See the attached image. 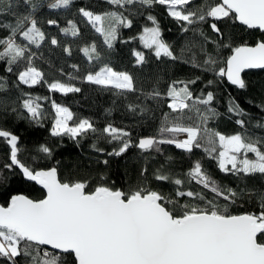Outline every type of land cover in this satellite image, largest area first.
Here are the masks:
<instances>
[{
    "label": "snow or ice",
    "instance_id": "1",
    "mask_svg": "<svg viewBox=\"0 0 264 264\" xmlns=\"http://www.w3.org/2000/svg\"><path fill=\"white\" fill-rule=\"evenodd\" d=\"M73 2L0 0V16L14 17V21H0V28L8 30L7 36L0 37V62L8 73L16 76L17 88L45 84L49 93L65 96L81 91L74 83L46 81L43 72L33 63L37 56L33 49H41L48 39L39 27L37 12L45 5L49 10L68 9ZM21 3L27 11H13ZM105 3L116 10L96 13L80 7L78 14L103 38L108 50L119 39L120 29L133 27L131 17L141 15L151 26L146 23L138 36L147 52L132 50L134 66L148 63L149 56L157 61L167 58L180 60L201 73L211 74L212 78L204 83L199 95L190 86L201 81L200 76L186 81L173 80L166 93L155 89L147 93V99H164L170 110L162 113L157 132L152 136L133 141L130 131L111 123L98 129L87 118L74 120L73 112L55 100L51 101L55 117L50 136H67L79 141L91 133L96 139L117 144L106 153L114 157L135 147L145 160L155 159L152 153L165 155L163 146H174L189 158L197 151L203 156L182 173L173 172L165 164L149 172L146 165L140 169V182L127 190L103 182L90 187L88 180L63 181L56 166L43 165V161L54 159L49 146L38 145L37 152L42 155L33 156L31 163L22 161L18 156L20 137L0 126V139L8 147V158L0 164V184L9 180L5 173L19 174L21 179L35 182L45 192L41 199L10 194L6 206H0V264H264V194L260 195L258 213L230 214L231 205L252 193L246 188L238 190V186L221 185L203 164L204 159L211 160L220 173L237 180L256 175L264 177V136L249 132L246 125L251 114L235 98L227 102L228 118L235 117L234 123L243 131L226 135L209 126L210 121L222 115L213 106L216 97L211 89L226 82L244 90L248 85L242 73L264 69V38L255 46L246 42L236 45L229 42L219 25L229 27V21L238 22L247 29L264 32V0H203L195 8L190 7L193 0H105ZM155 6L165 7L185 37L180 56L174 53L173 45L164 38L151 13L150 9ZM46 23L56 26L64 36L82 35L72 20L67 21L66 27L60 26L56 19H48ZM203 24L208 25L214 39L195 27ZM189 33L190 36L185 35ZM136 39L133 36L120 42ZM49 43L59 46L56 37H51ZM208 45L212 51H208ZM193 48H199L202 60L192 52ZM80 50L89 63L102 59L95 42ZM63 52L69 57L72 55L69 46L63 47ZM187 53L192 54L185 59ZM71 67L78 71L77 65ZM68 77L77 79L71 73ZM84 80L90 85L117 90L124 96L137 91L131 74L117 71L107 63L89 71ZM0 90H3L2 84ZM48 99V96L33 97L21 90L17 97L19 108L13 107L11 111L18 118L42 126L46 114L38 101ZM255 106L264 112V103ZM128 109L133 114L148 112L140 105H129ZM255 127L264 129V122L257 121ZM93 150L105 153L95 144ZM165 159L173 158L166 156ZM102 163L107 166L109 161L105 159ZM163 183L173 185L168 194L161 190Z\"/></svg>",
    "mask_w": 264,
    "mask_h": 264
},
{
    "label": "trees",
    "instance_id": "2",
    "mask_svg": "<svg viewBox=\"0 0 264 264\" xmlns=\"http://www.w3.org/2000/svg\"><path fill=\"white\" fill-rule=\"evenodd\" d=\"M51 2V0H50ZM203 0H193L190 7L195 8L200 5ZM85 7L96 13H102L106 10H116L105 3V0H74L68 9L49 10L47 5L37 12L39 27L46 33V39L41 45V49H33L37 52L34 57V65L43 72L44 78L48 82L62 81L66 83H74L81 88L79 93H70L62 95L59 93H49L45 84L37 85L34 88L20 85L16 87V76L8 73L5 66L0 62V84L3 85V90H0V126L12 131L20 137L19 147L21 149L18 154L19 158L31 163L33 156L42 155L37 152L38 145L49 146L54 152V159L43 161V165L51 164L58 168V176L63 181L88 180L90 187H94L97 183L103 182L114 188L127 190L130 186L138 184L140 169L144 166L149 167V172L165 164L166 168L173 172H184L188 170L194 160L200 159L203 156L201 151H197L191 158L186 156L174 146H163L165 155L161 156L152 153L155 159L149 157L145 160L141 152L133 147L130 148L124 155L120 157L108 156L106 153L117 146L116 143L109 144L106 139H96L93 134L74 141L67 136L62 138H53L50 136V129L53 123L55 113L51 108V101L55 100L58 104L66 106L74 114V120L87 118L95 127L103 129L107 124L111 123L117 128H124L132 133L133 141L140 137L152 136L156 134L162 113L169 112L164 99L152 100L147 99L146 94L154 89L160 91L157 83H150L146 90H142V80L147 73L153 70L154 66L158 65L154 57H148V63L142 66H134V57L132 50H147L142 48L139 43L138 34L146 22L145 17L135 15L133 19V27L131 29H120L119 39L115 42L113 49L108 50L103 44V38L96 33L86 20L78 14V9ZM13 11L26 12L27 9L21 3L18 9ZM151 13L156 17L159 27L163 32L164 38L173 45L174 53L177 56L181 55V48L185 44V37L181 35L180 28L177 23L171 19L166 12L164 6H155L150 9ZM127 14V13H126ZM48 19H56L60 26L66 27L67 21L76 22L77 27L81 30L80 37L64 36L59 32L56 26H49L46 21ZM0 21H14L11 15L0 16ZM225 27L224 24L219 26L223 29L225 37L229 42H234L236 45L247 43L253 45L261 38H264V33L257 30H250L237 23ZM201 31L205 32L210 38H215L207 24L196 25ZM8 30L0 28V37L7 36ZM190 36L191 33L185 34ZM137 37L129 43H122L121 40H128L130 37ZM51 37H56L59 41V46H52L49 43ZM199 40V37H196ZM95 42L98 50L103 54L100 62L89 63L87 57L80 50L83 46L90 45ZM69 46L72 49V55L69 57L63 52V47ZM208 51H212V46H207ZM227 50H225L226 53ZM193 53L198 54V59L204 57L199 55V48H193ZM192 53L185 54L184 58H190ZM167 74V81L170 84L173 80H188L195 76H200L201 81L190 88L194 90L196 95H199L200 89L204 83L211 79V74L201 73L198 69L192 68L189 64L182 61H171ZM107 63L117 71H126L132 75L136 92L127 93L126 96L119 94L117 90L104 89L100 86L90 85L85 82L84 76L89 71L98 70L99 66ZM77 65L78 71L73 69L71 65ZM23 67V65H21ZM68 73L77 77L75 80H70ZM242 77L247 82L248 87L244 90L236 89L228 85L226 82L213 87L215 101L213 106L222 115L213 121L209 122V126L215 128L222 134L231 135L237 131H243L235 123L234 119H229L227 113V102L231 98L240 104L248 113L251 114L250 122L247 123V128L250 133L256 136H264V129L255 127L257 121L264 122V112H261L255 105L264 103V71H248L242 74ZM21 90L30 93L33 97L48 96V100H39L41 109L46 114L41 121L42 126L30 123L26 119L18 118L16 113L11 109L19 108L17 97L20 96ZM205 92L209 89H204ZM162 93V92H161ZM129 105H140L146 107L148 112L141 115L139 111L136 114L129 111ZM7 109V111H4ZM97 148L105 150L104 154H100L93 150V145ZM170 156L173 159L166 161L165 157ZM251 156V154H250ZM8 158V147L0 139V164ZM109 161L108 165L102 163L103 160ZM55 161H59L56 164ZM203 164L209 174L221 185H228L234 188H246L252 195H245L243 199L236 205L229 207L230 214H242L245 212H256L261 210L260 195L264 194V177L256 175L246 178L245 180H237L232 176H224L218 171L213 161L204 159ZM18 172V170H17ZM9 177L8 182L0 184V205L5 206L10 194H22L32 199H40L43 197V192L33 184L21 179L20 175ZM103 176L106 179L101 181L99 178ZM194 185V182H193ZM154 187L155 185H150ZM173 185L163 183L161 190L168 194Z\"/></svg>",
    "mask_w": 264,
    "mask_h": 264
},
{
    "label": "rangeland",
    "instance_id": "3",
    "mask_svg": "<svg viewBox=\"0 0 264 264\" xmlns=\"http://www.w3.org/2000/svg\"><path fill=\"white\" fill-rule=\"evenodd\" d=\"M148 26H151V25H148ZM170 65L171 63L167 61V58H162L159 61L158 65L154 66L153 70H151L150 73H147L144 76V79L142 80V90H146L150 83L155 82L159 85L160 91L162 93H166L168 86H169V83L166 79H167V74H168ZM179 138H183V137H179Z\"/></svg>",
    "mask_w": 264,
    "mask_h": 264
},
{
    "label": "water",
    "instance_id": "4",
    "mask_svg": "<svg viewBox=\"0 0 264 264\" xmlns=\"http://www.w3.org/2000/svg\"><path fill=\"white\" fill-rule=\"evenodd\" d=\"M238 25H239V23L238 22H236ZM242 26V25H241ZM243 27H245V26H243ZM246 28V27H245ZM257 31H259L260 33H264V32H261L260 30H258L257 29ZM249 46H255V44H253V45H249ZM248 71H264V69H252V70H246V72H248ZM243 74V73H242ZM231 86V85H230ZM234 87V86H233ZM24 181H26V180H24ZM26 182H29V183H31V184H33L34 186H36L38 189H40L42 192H43V197H44V195H45V192H44V190L39 186V185H37V184H35V182H30V181H26ZM42 197V198H43ZM41 199V198H40ZM1 206V205H0ZM6 206V205H5Z\"/></svg>",
    "mask_w": 264,
    "mask_h": 264
}]
</instances>
